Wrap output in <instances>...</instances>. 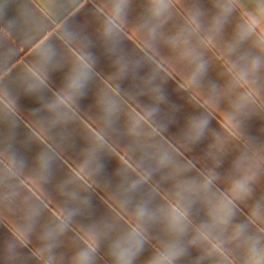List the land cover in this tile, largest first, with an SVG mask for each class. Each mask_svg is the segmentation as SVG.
<instances>
[{"label": "crops", "instance_id": "1", "mask_svg": "<svg viewBox=\"0 0 264 264\" xmlns=\"http://www.w3.org/2000/svg\"><path fill=\"white\" fill-rule=\"evenodd\" d=\"M264 264V0H0V264Z\"/></svg>", "mask_w": 264, "mask_h": 264}, {"label": "clouds", "instance_id": "2", "mask_svg": "<svg viewBox=\"0 0 264 264\" xmlns=\"http://www.w3.org/2000/svg\"><path fill=\"white\" fill-rule=\"evenodd\" d=\"M81 264H87V255L86 254L81 255Z\"/></svg>", "mask_w": 264, "mask_h": 264}]
</instances>
